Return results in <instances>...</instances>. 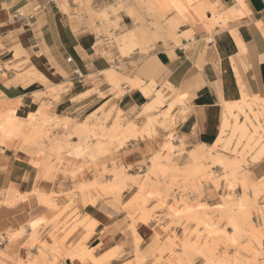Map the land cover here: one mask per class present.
I'll return each mask as SVG.
<instances>
[{"label":"crops","instance_id":"crops-1","mask_svg":"<svg viewBox=\"0 0 264 264\" xmlns=\"http://www.w3.org/2000/svg\"><path fill=\"white\" fill-rule=\"evenodd\" d=\"M237 1L219 0L228 20L216 29L208 45L202 40L182 41L178 47L156 45L132 60H120L114 52L126 69L131 62H138L140 68L155 66V89L146 97L140 87L126 82L120 85L122 93L112 91L101 76L111 67L98 53L105 49L96 46L97 34L76 16L77 5L68 1L64 11L58 0H0V122L12 121L0 129V264H155L160 257L158 264H170L165 261L168 254L160 256L157 250L166 238L162 228L168 224L163 219L166 205H161L171 201L150 188L151 183L145 181L148 165L141 164H148L160 151L162 164L168 163L171 154L182 152V158L172 162L190 165V154L206 152L216 141L225 104L238 102L242 96L255 104L254 111H264V0H240L245 6L243 14L232 17L229 10ZM132 24L129 15H121V27ZM16 48L24 52L20 58L26 62L18 71L14 69L20 63L14 58ZM67 58L72 61L68 63ZM30 72L36 75H26ZM122 74L134 78L129 70ZM146 74H139L141 86L150 82ZM51 85L63 86L57 101L34 98ZM159 91L167 96L164 108L175 99L184 101L172 110L176 116L185 111L183 118L168 129L156 126L152 138L138 134L96 159L109 169L114 158L125 168L120 198L94 189L80 193L76 182H92L95 172L93 167H83L86 158L72 152L71 145L78 143L77 126L101 107L105 114L114 107L126 121H135L140 132L147 122V116L141 115L143 108ZM42 103L45 108L39 113ZM66 120L71 121L69 127ZM260 123H264V114ZM249 173L251 179L264 178V156L251 164ZM139 197L148 199L145 210L152 211L148 223L141 222V213H134L131 206ZM219 197L209 199L205 193L202 205L216 208ZM62 211L64 215L76 212L84 226L92 224L91 228L79 226L68 236L54 231L65 217L55 224L54 218ZM176 231L181 234L178 227ZM175 252L181 254L180 249ZM181 259L191 264L204 262L192 253Z\"/></svg>","mask_w":264,"mask_h":264},{"label":"rangeland","instance_id":"rangeland-1","mask_svg":"<svg viewBox=\"0 0 264 264\" xmlns=\"http://www.w3.org/2000/svg\"><path fill=\"white\" fill-rule=\"evenodd\" d=\"M68 1L71 6L77 5L74 11L84 21L85 28L93 29L97 34L96 46L105 49V52H97L109 61L111 67L101 76L112 86V91H116V95L123 92L120 85L126 82L130 87H140L143 94L150 97L155 89L156 68L149 64L140 68L138 62H131L126 69L122 61L114 58V52L120 60H132L138 54H148L156 45L178 47L182 41L198 40L208 45L216 29L224 27L228 20L222 14L225 6L219 0H58L64 11L67 10ZM244 8L243 2L238 0L229 14L232 17L240 16ZM123 14L129 15L134 24L121 27L119 22ZM184 29L188 30L183 32ZM198 31L205 35L196 37ZM126 38L127 42L121 44ZM23 53L20 48L14 51V58L20 62L14 66L16 71L26 64L21 62ZM126 70L134 74L132 80L123 77L122 73ZM140 73H147L151 77L147 86L140 85L143 84L139 79ZM26 75L36 74L30 72ZM164 87L170 89L169 85ZM62 90V85H51L45 92L35 93L34 98L57 101ZM166 97L159 91L144 106L141 115L147 116V122L140 132L135 121H126L122 112L114 107L107 114L101 107L83 119L77 126L78 132H74L78 136V143L71 145V149L77 157L88 160L83 167H93L95 179L92 182L77 181L76 187L80 193L94 189L103 195L115 194L116 198H120L125 168L114 158L109 162V169L106 163L99 165L96 159L111 149L123 147L127 139L141 133L152 138L157 134L156 126L168 129L176 123V119L183 118L185 111L176 116L172 110L177 105L183 106L184 101L175 99L164 108ZM41 105L39 113L45 108L44 103ZM254 106L245 96L238 102L226 103L216 141L206 152L190 154V165L172 162L174 158H182V152L171 154L168 163L162 164L160 151L152 155L148 164H141L144 168L148 165L145 181L151 183L150 188L164 193V200L171 201L170 205H161H166L163 219L168 221L167 226L162 228L166 234L164 242L160 244L161 237L155 234L160 244L158 254L162 256L167 253L168 259L165 261L170 264H191V261L181 259L190 253L201 256L203 264H264V178L254 180L249 173L251 164L264 156V123H260L264 111H254ZM11 123L10 118H5L0 122V129H5ZM70 123V120H66L65 125L69 127ZM226 131L230 133L224 140ZM70 138L67 137L69 146ZM167 138L172 139L171 133ZM107 176L112 180H105ZM150 177L155 180L151 182ZM205 193L209 199L220 195V205L212 209L202 205ZM132 202V208L136 209L134 213H141L139 220L148 223L152 214V211L145 210L148 199L139 197ZM64 214L65 211H62L54 218L57 224L59 218L65 216L54 231L59 229L64 236H68L77 227L84 226L85 221H80L76 212ZM191 224H194L192 229L189 227ZM90 225L84 227L89 230ZM176 227L181 234L178 235ZM176 249H180L181 254L175 252ZM159 261L161 257L155 264ZM53 264H57V261Z\"/></svg>","mask_w":264,"mask_h":264},{"label":"built area","instance_id":"built-area-1","mask_svg":"<svg viewBox=\"0 0 264 264\" xmlns=\"http://www.w3.org/2000/svg\"><path fill=\"white\" fill-rule=\"evenodd\" d=\"M66 61L69 63V62L72 61V59H71V58H67ZM73 72H74V74H75L78 78H81V77H82V75L79 73V71H78L77 69H74Z\"/></svg>","mask_w":264,"mask_h":264},{"label":"bare ground","instance_id":"bare-ground-1","mask_svg":"<svg viewBox=\"0 0 264 264\" xmlns=\"http://www.w3.org/2000/svg\"><path fill=\"white\" fill-rule=\"evenodd\" d=\"M132 39V38H131ZM127 42V38L126 39H123V41H121V44H125ZM143 89H145V88H143ZM237 121L235 120V123H236ZM226 123V122H225Z\"/></svg>","mask_w":264,"mask_h":264}]
</instances>
